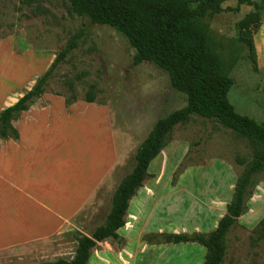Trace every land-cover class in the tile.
<instances>
[{
  "label": "rangeland",
  "instance_id": "374dc122",
  "mask_svg": "<svg viewBox=\"0 0 264 264\" xmlns=\"http://www.w3.org/2000/svg\"><path fill=\"white\" fill-rule=\"evenodd\" d=\"M191 1L197 6L203 0ZM254 2V5L239 6L237 0H223L219 6L207 7L203 19L214 34L226 74L235 82L228 95L229 101L238 113L262 123L264 0ZM257 10L262 15V25L254 34V67L249 48L237 40L240 22ZM73 39L78 41V46L56 70L47 93L62 94L70 99L75 95L78 100L94 93L97 103L105 104L111 110L121 152L124 153L128 146L113 172L112 188L106 189L108 192L105 188L101 190L93 200L98 203L88 206L82 213L89 217L82 226L93 233L105 223L116 186L133 170L141 143L160 118L185 108L187 97L172 87L169 73L156 64L146 61L136 65V50L121 32L110 26L93 24L89 18L73 13L68 0H0V74L15 62L18 74L25 67L32 70L26 82L25 78L12 82L17 91L26 92L28 87L32 88L52 64L41 65L44 60L33 52L47 54L54 60ZM125 134L132 140L129 145L122 139ZM238 157L247 163L251 161L250 142L217 121L191 114L188 121L177 124L165 152L153 163L151 170L158 175L163 171L160 167L167 165L166 172L161 175L170 185L179 186L178 207L174 212L167 209V217L158 218L157 215L164 213L159 205L148 220V229L154 230L158 226L167 229L172 221V225L180 230L185 227L190 231L186 206L188 212L195 210L191 213L195 226L210 229L216 216L213 214L220 207L218 202L226 196L232 199L237 179L245 169V165L238 164ZM164 207H168L167 204ZM196 214H203L209 223L203 221L202 224ZM263 218L264 179L256 186L247 212L238 218L237 226L229 234V249L223 264H264V239L256 241L253 238V230ZM146 235L143 237L145 242ZM111 241L116 245V239L111 238ZM166 253L172 254V264H202L206 258V248L198 243H172ZM153 259L157 264L160 262L156 256ZM162 260L168 262V256Z\"/></svg>",
  "mask_w": 264,
  "mask_h": 264
},
{
  "label": "crops",
  "instance_id": "0c3cea01",
  "mask_svg": "<svg viewBox=\"0 0 264 264\" xmlns=\"http://www.w3.org/2000/svg\"><path fill=\"white\" fill-rule=\"evenodd\" d=\"M34 53L44 60L41 65L53 62L47 54ZM31 72L25 67L18 74L15 62L0 74V109L23 96L25 91H17L12 82L17 78H25L26 82ZM10 78L14 79L11 81ZM30 89L28 87L27 91ZM13 124L20 138L0 139V264L72 260L77 247L75 236L92 235L82 226L89 221V217L82 213L88 206L98 203L93 200L101 190L112 188L113 172L127 153L128 146L122 153L116 140L118 134L113 128L111 110L97 102L77 100L67 106L64 97L45 93ZM122 139H126L128 145L132 143L128 134ZM166 147L150 163L149 177L131 199L126 225L118 230L116 245L111 238L99 242L92 249L87 264H157L154 256L160 261L158 264H172V254L166 253L172 243L149 244L143 241L144 235L180 231L209 233L226 214L231 201L228 196L218 202L220 207L215 210L213 216H216L208 230L194 225L192 214L195 210L188 212L187 206L185 215L189 219L190 231L185 227L180 230L172 225V221L167 229L161 226L148 229V220L159 205L164 213L157 215L158 218L167 217V209L174 212L178 207L179 186L170 185L161 175L166 172L167 165L160 167L163 171L159 170L158 175L151 170ZM165 204L168 207H164ZM196 217L202 224L203 221L209 223L203 214H196ZM167 256L168 262L162 260Z\"/></svg>",
  "mask_w": 264,
  "mask_h": 264
},
{
  "label": "trees",
  "instance_id": "16d2710c",
  "mask_svg": "<svg viewBox=\"0 0 264 264\" xmlns=\"http://www.w3.org/2000/svg\"><path fill=\"white\" fill-rule=\"evenodd\" d=\"M72 12L87 17L93 24L113 27L121 32L136 50L134 63L156 64L167 71L174 89L187 97V106L160 118L139 146L133 170L115 190L109 214L103 225L91 236L78 234L76 253L72 260H57L42 264H87L91 251L99 242L117 239L118 230L126 225L131 199L149 177L150 163L168 145L175 126L189 120L191 114L217 121L221 126L246 138L251 144V161L238 157L245 165L235 184L234 194L226 214L209 233H153L145 236L149 244L198 243L206 248L203 264H223L229 249V234L237 226L238 218L247 212L248 202L256 186L264 179V122L240 114L229 101L234 79L226 74L222 55L214 34L204 21L203 11L223 0H203L193 6L191 0H68ZM238 5H254V0H237ZM262 25L260 11L249 14L240 22L238 42L250 50V59L256 65L254 34ZM78 46L76 39L56 55L50 67L40 75L30 90L14 104L0 111V139L18 140V129L13 122L28 111L45 93L56 70ZM63 96L62 94H58ZM78 98L65 97L67 106ZM95 103L94 93L83 99ZM256 241L264 239V218L253 230Z\"/></svg>",
  "mask_w": 264,
  "mask_h": 264
}]
</instances>
